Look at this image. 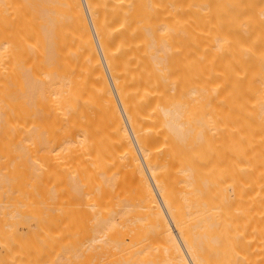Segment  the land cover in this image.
I'll list each match as a JSON object with an SVG mask.
<instances>
[{"label": "bare ground", "instance_id": "6f19581e", "mask_svg": "<svg viewBox=\"0 0 264 264\" xmlns=\"http://www.w3.org/2000/svg\"><path fill=\"white\" fill-rule=\"evenodd\" d=\"M0 264H264V0H0Z\"/></svg>", "mask_w": 264, "mask_h": 264}]
</instances>
